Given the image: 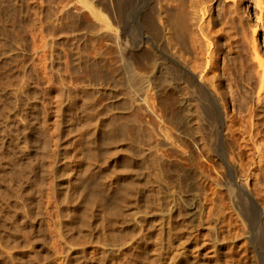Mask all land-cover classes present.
I'll return each mask as SVG.
<instances>
[{
    "label": "rangeland",
    "instance_id": "rangeland-1",
    "mask_svg": "<svg viewBox=\"0 0 264 264\" xmlns=\"http://www.w3.org/2000/svg\"><path fill=\"white\" fill-rule=\"evenodd\" d=\"M58 1L0 0V174L15 175L10 183L0 176V186L13 187L25 200L13 222H31V243L21 238V248H8L0 242V255L16 264H70L74 242V264H164L163 253L146 250L141 260L127 242L133 237L131 244L138 243L142 230L156 233L161 216L169 228V188L176 180L190 215L196 210L193 215L202 221L196 226L189 220L188 228L200 233L194 264L221 263L220 245L234 253L232 264L255 263L242 218L220 185L225 168L202 156L200 168H192L186 156H177L161 133H171L174 125L170 108H159L156 88L146 91V102L131 104L120 49L106 33L93 31L95 19L80 3L58 18ZM257 3L245 5L252 76L238 78V84L242 90L255 84L250 100L264 108V90L259 100L257 91L262 71L253 52L256 37L264 56V12ZM135 13L129 14L130 49L141 55L138 69L150 77L156 40H145ZM113 114L114 127L108 124ZM178 157L184 168H175ZM254 171L249 181L264 205V171ZM27 188L31 197L24 195ZM185 214L175 212L179 227ZM7 216L0 210V220ZM4 235L13 238L12 228L5 227Z\"/></svg>",
    "mask_w": 264,
    "mask_h": 264
},
{
    "label": "bare ground",
    "instance_id": "bare-ground-1",
    "mask_svg": "<svg viewBox=\"0 0 264 264\" xmlns=\"http://www.w3.org/2000/svg\"><path fill=\"white\" fill-rule=\"evenodd\" d=\"M213 1L60 0L56 15L61 18L71 5L78 3L88 9L95 19L93 31L106 33L117 50L122 52L130 103L146 102V91L155 87L159 108L162 112L170 108L172 112V132L168 133L162 128L161 133L173 145L176 155L186 156L192 168H200V156L215 167L225 168L220 185L242 218L247 240L252 244L251 253L256 258L253 264H264V205L249 181L255 173L254 169L264 171V108L260 107L259 102L250 100L255 84L250 82L252 87L248 86L249 89L245 90L238 84V78L250 81L252 76L246 54V0ZM257 5L263 13L264 0H258ZM134 9L137 27L145 40L151 44L152 38L156 40L155 72L150 77L138 69L137 64L143 65L141 55L130 49L129 14ZM259 18L263 20V15ZM49 33L54 39L55 30L50 29ZM253 52L262 71L257 89L259 100L264 90V56L256 37L253 38ZM112 70L116 73L119 71L117 67ZM226 86L229 87L227 91ZM167 96L171 98L169 103ZM116 120L117 115L113 114L108 124L114 127ZM41 131L44 132L43 127ZM185 136L194 141L193 147L185 141ZM112 139L113 143L118 141L114 131ZM181 167L184 168L178 157L175 168ZM86 168L90 170L91 164ZM0 176L6 177L9 183L12 177L15 178L5 170ZM132 184L133 181L130 182ZM169 189V228H165V219L161 216L157 221L156 233L142 230L138 243L131 244L133 237L127 243L141 260L147 250L159 251L160 255L163 253L164 264H169V260L171 264H194L200 233L196 228H188L189 220L196 226H202V221L193 215L196 210L190 215V207L184 204L186 200L179 195L176 180H172ZM261 189L264 193L263 183ZM25 194L32 196L30 188L25 189ZM24 205L25 200L13 187L0 186V210L10 215L0 220V242L8 248H21L24 245L20 243L21 238L25 239V243H31V222L27 218H23L21 225L13 222L14 216ZM125 211L123 209L120 213L124 214ZM177 211L186 213L180 227L173 218ZM23 215L28 216L26 213ZM70 220L73 223L76 221L74 217ZM7 226L12 228L13 238L4 235ZM255 239L259 243L254 242ZM72 245L68 249L72 257L70 264H74L75 250ZM218 249L222 259L219 264H232L234 253L224 251L222 245ZM0 264H16V261L0 255Z\"/></svg>",
    "mask_w": 264,
    "mask_h": 264
}]
</instances>
